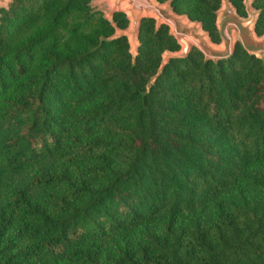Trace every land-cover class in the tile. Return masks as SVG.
Listing matches in <instances>:
<instances>
[{
    "label": "trees",
    "instance_id": "1",
    "mask_svg": "<svg viewBox=\"0 0 264 264\" xmlns=\"http://www.w3.org/2000/svg\"><path fill=\"white\" fill-rule=\"evenodd\" d=\"M181 2L218 42L220 0ZM73 4L1 12L0 264H264V60L193 48L147 92L167 26L141 21L133 65L125 37L60 39Z\"/></svg>",
    "mask_w": 264,
    "mask_h": 264
},
{
    "label": "water",
    "instance_id": "2",
    "mask_svg": "<svg viewBox=\"0 0 264 264\" xmlns=\"http://www.w3.org/2000/svg\"><path fill=\"white\" fill-rule=\"evenodd\" d=\"M8 1L0 0V5L6 8ZM93 1L96 4L108 1L110 5L109 15L114 12L125 14L128 21L127 26L119 28L110 20L114 33L109 37H103L102 42L125 37L133 65L136 63L140 47L139 31L142 19H153L156 31L161 25H166L168 35L173 36L179 45L177 50H165L162 53L156 73L147 82V92L171 59L186 58L192 48H196L202 53L204 62L213 61L217 63L219 60L231 58L236 44L239 43L249 55L264 60V33L258 35L255 30L260 11L251 8L252 0H243L246 16H241L230 0H220V6L215 11V26L220 37L219 43L211 40L209 32L203 28L202 22L191 20L186 14L175 12L172 7L173 0L163 2L158 0Z\"/></svg>",
    "mask_w": 264,
    "mask_h": 264
},
{
    "label": "rangeland",
    "instance_id": "3",
    "mask_svg": "<svg viewBox=\"0 0 264 264\" xmlns=\"http://www.w3.org/2000/svg\"><path fill=\"white\" fill-rule=\"evenodd\" d=\"M13 1L14 0H9L7 5H6V8H5V6L0 5V16H1L2 10H8L10 5L13 3ZM164 1H166V0H164ZM241 1L243 4V7H244V11H245V6L243 3V0H241ZM160 2H163V1H160ZM194 2H195V0H182V2H181L182 4L180 5L181 10H183L184 8H187L190 4H193ZM254 3H255V1L252 0L251 1V8L255 9V10H259L261 13L262 9L256 7ZM219 6H220V3H219ZM109 8H110V5H109L108 1H104V2L96 4V3H94L93 0H74L73 7L71 9H69V11L66 14H64L61 17V19L59 20L57 28H56V34L60 37V39H66L67 36L69 34H71L72 32H76V33H80V34H88L89 37L92 36L93 34L98 33V34H100L99 35V44H100L102 42L103 37H109L114 33V28H113L110 20H112V22H114L119 28H125L128 24V21H127L124 13L114 12L112 15H109L108 14ZM116 13H122L124 15V17L126 19V24L124 27H120L118 25V22L115 19ZM181 14H186V13H181ZM214 14H215V12H214ZM241 16H246V12H245V15H241ZM145 19H148V18H145ZM215 19H216V14H215ZM105 23H108L113 28V32L108 36H106L105 34H102V31L104 30V28L106 26ZM167 29H168V27H167ZM153 31L154 32L156 31L154 21H153ZM258 35H261V34H258ZM139 42H140V40H139ZM219 42H220V39H219ZM219 42H217V43H219ZM128 48H129V45H128ZM177 49H179V45H178ZM165 50H170V49H165ZM170 51H173V50H170ZM138 54H139V49H138ZM39 60H40L39 54H36L34 56V61L38 62Z\"/></svg>",
    "mask_w": 264,
    "mask_h": 264
},
{
    "label": "flooded vegetation",
    "instance_id": "4",
    "mask_svg": "<svg viewBox=\"0 0 264 264\" xmlns=\"http://www.w3.org/2000/svg\"><path fill=\"white\" fill-rule=\"evenodd\" d=\"M174 1V0H173ZM173 1H172V7H173ZM173 10H174V7H173ZM175 11V10H174ZM176 12V11H175ZM178 13V12H177ZM179 14H181V13H179ZM216 27V26H215ZM216 30H217V28H216ZM218 32V31H217ZM219 35V34H218ZM173 37V36H172ZM174 38V37H173ZM219 39H220V37H219ZM176 41V40H175ZM215 42V41H214ZM219 42V41H218ZM177 43V42H176ZM217 43V42H216ZM193 49V48H192Z\"/></svg>",
    "mask_w": 264,
    "mask_h": 264
}]
</instances>
